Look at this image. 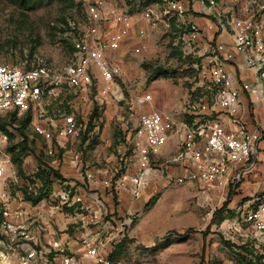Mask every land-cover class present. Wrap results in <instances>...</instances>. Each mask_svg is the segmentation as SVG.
I'll list each match as a JSON object with an SVG mask.
<instances>
[{
	"label": "built area",
	"instance_id": "obj_1",
	"mask_svg": "<svg viewBox=\"0 0 264 264\" xmlns=\"http://www.w3.org/2000/svg\"><path fill=\"white\" fill-rule=\"evenodd\" d=\"M219 1L161 0L159 11L147 6L136 19L114 0H84L85 17L69 22L74 30V50L62 67L52 68L39 58L23 64L0 63V264H77L74 246L68 240L71 237L60 234L54 226V207L58 206L47 203L80 204L81 209L92 205L75 188L78 180L91 181L97 172L83 163L80 151L68 147V143L73 146L80 140L82 125L70 109L93 85L96 75L111 81L123 76L122 63L115 53L131 29L139 41L132 51L141 53L147 37L145 24L154 19L168 27L173 24V44L187 57L198 60L199 75L208 79L211 94L190 103V121L177 124L173 132L168 128L169 116L158 109L144 108L152 101L151 93L136 97L135 105L141 109L128 132L134 163L116 178L104 177L103 185L137 200L150 182L160 178L168 177L169 183L191 181L198 185L199 192L239 199L237 230L244 227L242 235L257 247L264 244V188L252 182L246 190L241 188L243 179L259 166L264 139V121L250 127L242 114L243 96L264 107V0H238L236 9H224ZM191 2H197L200 13L209 19L204 27L188 18ZM221 35H228L230 42L218 41L216 36ZM236 56L252 72L253 80L232 75L228 66ZM62 94L63 98L68 96V112L53 107L64 104ZM27 114L34 134L44 141L40 151L49 158L62 153L69 167L65 174L54 172L43 179L34 176V171H39L34 166L28 176L15 168L9 152L10 133L14 131L11 125L2 123L6 121L1 117ZM53 114L59 116L57 122ZM172 133L181 138L179 150L158 163ZM53 162L44 167L57 170L58 164ZM173 166L180 169L179 174L167 173V167ZM37 196L40 198L35 201ZM85 243L84 255L94 264H110L108 256L99 252L97 242Z\"/></svg>",
	"mask_w": 264,
	"mask_h": 264
},
{
	"label": "rangeland",
	"instance_id": "obj_2",
	"mask_svg": "<svg viewBox=\"0 0 264 264\" xmlns=\"http://www.w3.org/2000/svg\"><path fill=\"white\" fill-rule=\"evenodd\" d=\"M114 1L136 19L147 6L156 11L161 7V0ZM83 4L84 0H0V63L41 59L52 68L62 67L74 50L69 22L85 17ZM145 26L147 37L141 53H133L129 45L115 53L124 70L121 78L111 81L96 75L93 85L76 99L75 108H68L64 94L60 98L64 104L53 106L77 114L82 122L81 138L68 147L80 151L83 163L97 172L91 181L72 180L77 181L75 188L86 195L91 208L47 200L48 205L58 206L54 207V226L71 237L68 240L77 264H94L84 255L86 241L97 242L99 252L108 258L121 242L113 264H264V244L257 247L242 235L244 227L237 230L239 199L199 192L198 185L190 182L169 183L168 177L153 181L137 200L103 185L104 177L116 178L134 163L128 132L141 109L135 105L136 97L151 93L152 101L144 108L169 116L168 128L173 132L177 124L190 121L189 104L211 94L208 79L199 75L198 60L173 44V24L168 27L154 19ZM52 117L55 122L59 119L57 114ZM1 118L13 128L9 152L22 176L34 167L39 169L34 176L43 179L68 171L62 153L49 158L40 151L44 141L34 134L31 116ZM172 134L158 163L177 152V138ZM53 161L57 170L44 167ZM154 194L157 199L147 205Z\"/></svg>",
	"mask_w": 264,
	"mask_h": 264
},
{
	"label": "crops",
	"instance_id": "obj_3",
	"mask_svg": "<svg viewBox=\"0 0 264 264\" xmlns=\"http://www.w3.org/2000/svg\"><path fill=\"white\" fill-rule=\"evenodd\" d=\"M219 5L222 8L224 7V9H228V8L229 9H231V8L236 9L239 7L238 0H220ZM191 9L192 10H191L188 18L195 21L196 23H199L202 27H204L207 24V22L209 21V19L200 13L201 8H200L199 4L197 2L196 3L191 2ZM216 39L218 41H223V42H230V40H231V38L228 35L216 36ZM138 42L139 41L135 38V35H134V29H131L129 36L127 37V39L123 43V45L120 47V49L124 46H127V45H129L131 47V46L137 44ZM228 68L230 69V72L232 73V75L239 80L244 79V80L250 81V80L254 79L252 72H250L249 70L244 68L243 61H242L241 57H239V56H236L235 61L231 62L229 64ZM242 99H243L242 114L244 115L243 121H245L250 127L253 126L254 124H256L257 122H259V123L263 122L264 121L263 104L261 102L252 103L251 99L248 96H243ZM176 138H177V145H176L177 150L176 151L178 152L179 143H180L181 138H180V136H176ZM167 145H168V143L164 146V148L161 152V155L164 152ZM260 151H261V153H260V159L261 160L259 162L258 168L253 173H251L248 177L243 179L244 182L241 185V188H243L245 190L248 187L249 182H252L253 186L260 183V184H262V186L264 188V184H263L264 183V139L260 143ZM175 154H173V155H175ZM173 155H171V156H173ZM171 172H173L174 174H179L180 169L173 166L172 169H170V170H169V168L167 169V173L171 174ZM166 178L167 177H165V179ZM188 182L194 184L191 181H187L186 183H188ZM151 184H152V182H150L148 187H150ZM256 186H255V188H256Z\"/></svg>",
	"mask_w": 264,
	"mask_h": 264
},
{
	"label": "trees",
	"instance_id": "obj_4",
	"mask_svg": "<svg viewBox=\"0 0 264 264\" xmlns=\"http://www.w3.org/2000/svg\"><path fill=\"white\" fill-rule=\"evenodd\" d=\"M190 58V57H189ZM95 114V113H94ZM26 118H30V115L29 114H27L26 115ZM157 197H158V195H156V196H154V197H151L150 199H149V201H147V205L148 204H151L152 202H154L156 199H157ZM40 198V196H37L36 198H34L35 199V201L36 200H38ZM119 245H121V242L120 243H118L117 245H116V247L114 248V250L111 252V254L109 255V262H110V264H113V262H112V259L114 258V256L116 255V252H117V250H118V247H119ZM240 248L241 249H244V250H246L247 251V249H246V247H244V246H240Z\"/></svg>",
	"mask_w": 264,
	"mask_h": 264
}]
</instances>
